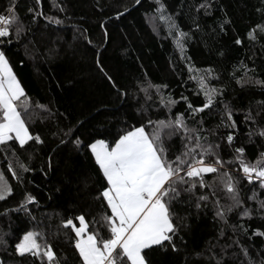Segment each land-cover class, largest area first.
<instances>
[{
    "label": "trees",
    "instance_id": "16d2710c",
    "mask_svg": "<svg viewBox=\"0 0 264 264\" xmlns=\"http://www.w3.org/2000/svg\"><path fill=\"white\" fill-rule=\"evenodd\" d=\"M9 3L10 0H0V10ZM162 3L166 5V15L188 33L183 53L188 59L182 58L167 23L158 19L155 0H141L140 5L135 0H41L38 10L61 24L50 23L43 16L33 22L32 14L27 12L33 0H18L23 26L31 30L19 40L13 35L12 42L0 44V49L6 52L10 67L29 98L26 120L30 131L39 134L43 143L29 142L23 149L10 145L16 150L15 157L0 145V171L13 188L12 196L6 202L0 201V235H5L9 243L7 248L0 247L3 264H33L32 257H20L14 252L17 237L31 229L42 233L64 264H80L74 250L75 233L65 228L63 221L84 214L91 226L94 218L99 220L103 212L110 210L99 198L106 185L102 172L90 150L77 147L75 136L85 143L93 137L112 140L115 132L125 127V121L135 123L140 108L153 120L164 119L169 113L160 105L161 96L177 100L173 115L187 107L181 96L188 97L194 106L200 105L204 97L199 94L196 81L190 79L197 72L203 74L211 69L219 78L211 83L224 89L223 99L235 110L238 138L233 148L243 145L249 161H255L264 151V138L252 136L249 140L248 131L253 125L243 121L247 110L251 109L253 114L260 110L264 86L251 84L242 89L236 83L246 69H255V77L264 80V40L259 38L264 34L256 29L264 24V0H162ZM202 3L211 7L197 10ZM117 12L123 13L119 19ZM253 29L257 31L256 40L248 37ZM236 39L242 43L236 44ZM97 59L118 84L129 90L126 100L117 98L97 68ZM162 85L167 88L158 91ZM200 115L205 129H216L220 123L219 107ZM69 130L75 136L64 135ZM227 131L231 129L221 127L217 137ZM218 142L222 144V158L231 161L229 153L233 148L227 147L226 141ZM179 145V140H175L173 151H178ZM16 157L32 169L20 172V180L7 170ZM226 167L237 171L234 164ZM205 179L212 182L215 174H208ZM242 183V197L251 196L253 185ZM256 191L258 198L264 200V195H259L264 190L257 187ZM29 193L37 198L29 206L31 216L16 211L3 215L5 209H15L22 195ZM217 196L225 202V193L219 187ZM246 206L253 210L251 218H238V210L229 214V223L244 224L249 236L255 229L264 231V217L255 211L257 202L247 200ZM175 211L186 217L184 223L189 225L181 227L183 240L177 239L179 250L158 249L152 254L153 260L155 264H197L201 257L195 253L212 240L218 227L211 205L199 213L187 205H178ZM227 231L231 234L230 228ZM241 240L249 243L254 253L264 244V237L259 236H252L251 241H245L244 237Z\"/></svg>",
    "mask_w": 264,
    "mask_h": 264
},
{
    "label": "snow or ice",
    "instance_id": "6c2138e0",
    "mask_svg": "<svg viewBox=\"0 0 264 264\" xmlns=\"http://www.w3.org/2000/svg\"><path fill=\"white\" fill-rule=\"evenodd\" d=\"M140 3L141 0H135L136 5ZM155 3L158 19L167 23L170 34L177 40L182 58L188 59L183 55L188 33L183 32L171 16L166 15V5L162 0H155ZM40 6L41 0H33V6L27 7L33 22L43 16L50 23H62L53 17L44 16L38 10ZM18 7V0H10L8 6L0 10V44H10L13 35L19 40L26 31L31 30L23 26ZM210 7V4L202 3L197 6V10ZM60 11L64 9L60 8ZM122 15L117 12L116 18ZM100 27L104 28L105 25L101 23ZM196 27L199 28V25ZM256 29L264 34V24L257 25ZM256 29L248 33L252 40L257 39ZM259 38L264 40V35ZM235 43L241 44L242 40L236 39ZM96 64L115 90L117 98L126 100L130 95L129 90L108 74L99 59ZM189 70L192 71L191 68ZM190 79L196 81L199 94L204 97L198 106H194L188 97L181 96L180 100L187 107L173 115L177 100L171 96H161L160 105L169 113L166 118L153 120L144 108H140L135 123L128 124L125 121V127L118 129L112 140L93 137L85 143L71 130L64 133L66 136H75L77 147L90 150L106 182L99 198L110 210V213L103 212L99 220L94 218L91 226L84 214L63 221L64 227L75 233L74 250L78 253L80 264H155L152 254L158 249L177 252V239L183 240L180 236L181 227L189 226L184 223L186 217H180L175 211L178 205H187L197 213L207 210L211 205L213 219L218 225L212 240L195 253L201 257L197 264H264V244H261L258 253H254L252 246L241 240V237L245 241H251L252 236L264 237V231L255 229L249 236L244 224L229 223V214L238 210V218H251L253 210L246 206L247 200H255V211L264 217V200L258 198L256 191L257 187L264 190V151L259 153L255 161H249L243 145L233 148L238 138L235 110L223 99L224 89L211 83L212 79H219L211 69L203 74L197 72ZM236 83L242 89L251 84L264 86V80L255 77V69H246L245 75L237 79ZM161 88H167V85L159 86L158 91ZM29 106V98L12 71L6 52L0 49V145L6 151L10 150L14 157L16 150L10 145H18L23 149L29 142L43 143L39 134L34 135L30 131L26 120ZM217 107L220 123L216 129H205L200 114ZM259 109L255 114L251 109L247 110L243 118L245 124L252 122L253 125L248 131L249 140L252 136L264 138V101L260 102ZM221 127L231 131L217 137ZM175 140L180 142L178 151H173ZM218 141H226L227 147L233 148L229 153L233 157L231 161L222 158V144ZM61 143L64 141L61 140ZM233 164L237 171L226 167ZM7 170L13 178L20 180V172L32 169L16 157L14 162H9ZM208 174H215L212 182L205 179ZM243 181L253 185L252 195L246 198L241 195ZM218 187L226 196L223 203L217 196ZM12 194L13 188L4 172L0 171V201L6 202ZM259 195H264V191ZM36 202L34 195L23 194L16 208L5 209L3 215L16 211L31 216L29 206ZM74 220L78 221L79 226ZM229 228L231 234L227 231ZM8 246L5 235H0V247ZM14 252L20 257H32L33 264H64L52 244L35 229L23 231L17 237ZM254 255L259 258L253 259ZM0 264L3 262L0 261Z\"/></svg>",
    "mask_w": 264,
    "mask_h": 264
},
{
    "label": "rangeland",
    "instance_id": "374dc122",
    "mask_svg": "<svg viewBox=\"0 0 264 264\" xmlns=\"http://www.w3.org/2000/svg\"><path fill=\"white\" fill-rule=\"evenodd\" d=\"M77 226H79V223H78V221H77V224H76Z\"/></svg>",
    "mask_w": 264,
    "mask_h": 264
}]
</instances>
